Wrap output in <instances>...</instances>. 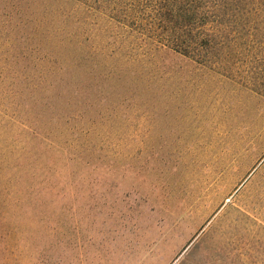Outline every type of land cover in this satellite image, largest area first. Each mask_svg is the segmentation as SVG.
I'll return each instance as SVG.
<instances>
[{
	"label": "rangeland",
	"instance_id": "obj_1",
	"mask_svg": "<svg viewBox=\"0 0 264 264\" xmlns=\"http://www.w3.org/2000/svg\"><path fill=\"white\" fill-rule=\"evenodd\" d=\"M254 1L253 74L220 75L157 45L136 93L114 77L94 86L87 164L67 159L62 125L44 126L45 149L30 111L61 72L66 13L94 44L116 28L71 0H0V264H264V0Z\"/></svg>",
	"mask_w": 264,
	"mask_h": 264
},
{
	"label": "trees",
	"instance_id": "obj_2",
	"mask_svg": "<svg viewBox=\"0 0 264 264\" xmlns=\"http://www.w3.org/2000/svg\"><path fill=\"white\" fill-rule=\"evenodd\" d=\"M71 1L84 6L91 15H100L113 24L116 31L109 35L110 41L100 39L94 44L87 30L70 26L71 13L64 16L59 33L63 46L62 61H59L61 72L47 83L44 102L30 111L32 120L28 126L33 131L32 136L39 138L47 149L54 141L53 135L44 131V126L50 122L54 129L62 125L66 132L68 130L64 148L69 160L90 162L89 145L81 138H91L97 129L89 115L94 86L98 85L101 91L102 83L114 77L115 83L120 85L115 84L116 89L125 86L127 93H136L137 86L132 81L146 77V67L141 63L157 45L220 75L230 77L240 71L253 74L250 70L253 60L250 13L261 5L254 0ZM39 26L43 27L41 21ZM261 61L260 74L264 71V56ZM55 66L54 62L49 64L47 74L53 73ZM150 80L148 77L147 81Z\"/></svg>",
	"mask_w": 264,
	"mask_h": 264
}]
</instances>
